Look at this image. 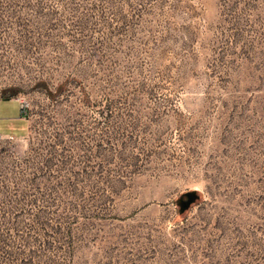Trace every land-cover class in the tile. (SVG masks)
I'll return each mask as SVG.
<instances>
[{"label":"rangeland","instance_id":"obj_1","mask_svg":"<svg viewBox=\"0 0 264 264\" xmlns=\"http://www.w3.org/2000/svg\"><path fill=\"white\" fill-rule=\"evenodd\" d=\"M0 98V264H264V0H0Z\"/></svg>","mask_w":264,"mask_h":264},{"label":"crops","instance_id":"obj_2","mask_svg":"<svg viewBox=\"0 0 264 264\" xmlns=\"http://www.w3.org/2000/svg\"><path fill=\"white\" fill-rule=\"evenodd\" d=\"M0 108L12 106V112L0 116V135H12L21 132L27 124V117L17 98H0Z\"/></svg>","mask_w":264,"mask_h":264},{"label":"water","instance_id":"obj_3","mask_svg":"<svg viewBox=\"0 0 264 264\" xmlns=\"http://www.w3.org/2000/svg\"><path fill=\"white\" fill-rule=\"evenodd\" d=\"M185 200H180V211L186 210L197 198L198 195L195 192H187L184 194Z\"/></svg>","mask_w":264,"mask_h":264},{"label":"built area","instance_id":"obj_4","mask_svg":"<svg viewBox=\"0 0 264 264\" xmlns=\"http://www.w3.org/2000/svg\"><path fill=\"white\" fill-rule=\"evenodd\" d=\"M21 107L24 108V104L23 103H21Z\"/></svg>","mask_w":264,"mask_h":264}]
</instances>
